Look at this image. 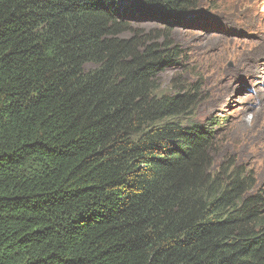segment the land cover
<instances>
[{
	"label": "trees",
	"instance_id": "obj_1",
	"mask_svg": "<svg viewBox=\"0 0 264 264\" xmlns=\"http://www.w3.org/2000/svg\"><path fill=\"white\" fill-rule=\"evenodd\" d=\"M198 10L0 0V264H264L252 173L216 168L200 87L160 91L178 49L130 25L182 28Z\"/></svg>",
	"mask_w": 264,
	"mask_h": 264
},
{
	"label": "rangeland",
	"instance_id": "obj_2",
	"mask_svg": "<svg viewBox=\"0 0 264 264\" xmlns=\"http://www.w3.org/2000/svg\"><path fill=\"white\" fill-rule=\"evenodd\" d=\"M200 10L210 16L196 26L165 28L136 19L130 25L178 49L180 66L160 76L161 93L175 80L200 87L192 119L221 124L216 168L228 159L245 167L264 201V0H200Z\"/></svg>",
	"mask_w": 264,
	"mask_h": 264
}]
</instances>
